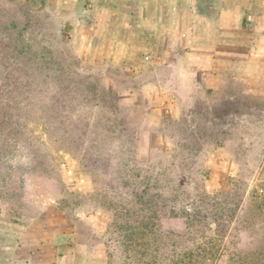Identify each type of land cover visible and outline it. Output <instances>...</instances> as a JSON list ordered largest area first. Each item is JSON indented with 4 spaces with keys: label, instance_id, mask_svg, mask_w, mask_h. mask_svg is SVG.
Listing matches in <instances>:
<instances>
[{
    "label": "rangeland",
    "instance_id": "obj_1",
    "mask_svg": "<svg viewBox=\"0 0 264 264\" xmlns=\"http://www.w3.org/2000/svg\"><path fill=\"white\" fill-rule=\"evenodd\" d=\"M172 1L0 0L1 51L11 40L21 49L15 65L21 80L31 85L35 105L29 121L35 138L45 135L47 105L58 89L67 107L73 97L78 99V114L89 112L85 97L116 101L128 140L122 142L118 133L124 132L115 131L114 144H108L112 157L96 163L98 181L117 187L112 190L116 194L128 162L140 172L132 178L143 187L149 179L166 183L183 201L176 215L165 210L162 225L177 231L183 230L182 213L194 209L201 188L210 194L224 192V224L230 235L219 257L207 264H250V254L264 243V229L256 233L257 207L264 197V97L228 104L227 114L238 107L240 120H211L221 111L220 96L210 91L205 104L203 79L207 64L234 65L236 54L250 46L251 16L262 0H174L176 8ZM220 9L226 11L222 21ZM259 26L264 31V23ZM208 33L211 40L198 38ZM7 64H0V77ZM98 109L102 116L111 115L107 107ZM107 149L103 145L98 150ZM54 155L48 171L32 173L21 188L20 209L38 210L36 216L14 217L12 206L0 197V264H14V248L28 225L41 240L52 239L36 243L39 256L51 243L52 261L71 251L75 264H107L109 247L115 264L122 251L105 236L109 213L88 198L79 201L92 189L90 176L69 152ZM5 164H0V174ZM10 183L0 178V189Z\"/></svg>",
    "mask_w": 264,
    "mask_h": 264
},
{
    "label": "trees",
    "instance_id": "obj_2",
    "mask_svg": "<svg viewBox=\"0 0 264 264\" xmlns=\"http://www.w3.org/2000/svg\"><path fill=\"white\" fill-rule=\"evenodd\" d=\"M6 44L4 48L7 50L1 51L3 44L0 43V64L3 60L8 63L5 76L0 77V164L5 161L8 165L5 164L0 178L11 183L5 191L0 189V197L12 206L11 214L14 217H33L39 213L38 210L30 213L20 209L23 207L21 188L23 190L32 173L48 171L47 165L55 160L56 152L66 151L90 176L92 189L79 201L88 198L110 215L105 236L109 242H117L122 251L115 264H207L216 260L230 235L229 228L224 224L226 219L223 212L228 203L224 198L227 194H210L201 188V196L194 209L182 213L186 219L183 230L163 228L165 210L170 211V215H176V206L183 201L177 190L166 183L161 184L159 179H149L143 187L142 182L132 178L133 175H140V172L130 169L128 162L124 163L126 169L121 171L122 180L116 184L120 187L116 194L112 190L117 187L103 184L96 177L99 173L96 163L112 157L114 153L109 145L114 144L115 131L120 129L124 132L118 133L122 142L128 140L127 127L118 103L101 102L99 97L90 100L85 97L89 112L78 114V99L73 97L71 107H67L61 98L62 89H58L55 100L47 105L49 115L43 121L45 135L35 138L29 121L35 105L30 99L31 85L21 80L22 71L15 65L18 58H22L21 49L16 40L7 41ZM0 73H3L1 68ZM24 80L27 79L24 77ZM107 94L110 95L109 92ZM99 107H107L111 115H100ZM66 108H70V114H67ZM103 145L108 147L104 153L98 150ZM166 189L167 192H164ZM235 201L232 199L231 202ZM257 208L260 224L256 233L264 229V197ZM234 216L230 214L231 221ZM213 224L216 227H212ZM107 254V264H114V251L112 253L107 247ZM250 258V264H264V243L250 254Z\"/></svg>",
    "mask_w": 264,
    "mask_h": 264
},
{
    "label": "crops",
    "instance_id": "obj_3",
    "mask_svg": "<svg viewBox=\"0 0 264 264\" xmlns=\"http://www.w3.org/2000/svg\"><path fill=\"white\" fill-rule=\"evenodd\" d=\"M95 1V0H94ZM98 2H108L111 0H97ZM133 4H143L146 0H132ZM224 0H215L216 3ZM252 3L254 0H249ZM260 1V0H259ZM120 0H113V3H122ZM261 2V1H260ZM258 4L256 10L252 14V32L250 46H247L245 50L236 54L234 65H225L221 63L210 62L205 66L203 85L206 90L204 103H208V93L213 92L220 96V112L219 115H214L210 119L219 118V120L237 121L242 119L240 113H238V107H235L233 115H228V104L243 102L245 97L249 96L254 98L264 97V31L260 28L259 24L264 23V0ZM173 8H176L177 2L172 1ZM220 7V5H219ZM263 8V10L260 9ZM226 11L220 9L218 12L219 21L224 19ZM241 23L242 18L237 19ZM236 21V22H237ZM222 36V35H221ZM198 38L204 41L211 40V35L208 33ZM221 39V37H219ZM205 52L207 46L203 47ZM222 60V58H218ZM213 90V91H212ZM231 97H235L232 102ZM229 98V99H228ZM231 110V109H230ZM33 230V231H32ZM41 240L40 237L34 234V229L28 225L22 234L21 239L17 242V246L14 248L13 258L14 264H75V255L69 251L64 257H60L56 261H52V257L49 255L52 253L51 243H48L47 251L43 250L41 256L39 251L36 250L37 244L41 242H51L52 239L48 238ZM37 243V244H36ZM35 247V248H34ZM47 252V255H46Z\"/></svg>",
    "mask_w": 264,
    "mask_h": 264
}]
</instances>
